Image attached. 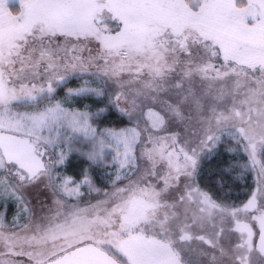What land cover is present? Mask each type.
Instances as JSON below:
<instances>
[{
	"label": "snow or ice",
	"instance_id": "snow-or-ice-1",
	"mask_svg": "<svg viewBox=\"0 0 264 264\" xmlns=\"http://www.w3.org/2000/svg\"><path fill=\"white\" fill-rule=\"evenodd\" d=\"M221 148L240 205L200 185ZM258 195L264 0H0V264H264Z\"/></svg>",
	"mask_w": 264,
	"mask_h": 264
},
{
	"label": "trees",
	"instance_id": "trees-1",
	"mask_svg": "<svg viewBox=\"0 0 264 264\" xmlns=\"http://www.w3.org/2000/svg\"><path fill=\"white\" fill-rule=\"evenodd\" d=\"M85 79H94L93 77H84ZM83 80L81 79H72L69 83L65 84L63 87H60L57 90L56 96L59 98L63 95V93L67 90L69 87H76L79 84H81ZM100 83H103V81L98 82L97 84H93V87L99 86ZM87 102V101H86ZM67 106V105H66ZM73 107H78V105L73 104ZM22 109V106L20 107ZM30 110V109H27ZM107 127H125V126H133L128 123L127 118L125 117L120 123L116 124H108L104 125ZM222 159H228V160H235L238 161L240 164H244L247 161V156L244 155L242 152H239L238 154H235L233 156H224L223 155V148H221V155L216 156L214 159H205V161L201 164L200 167V180L199 182L201 185L214 192L217 198H225L230 203H235L236 205H239L240 203L247 201L249 197L252 194L253 187L256 184V175L255 171L249 168H240L238 167L235 172H233V176L235 179L233 181H230L225 186V191L230 190V194H228L225 197V191H221L217 185H216V179L217 176L215 175L217 171V167L219 162ZM79 160L76 156H73L71 159V166L69 169L68 174H72L73 170H78L80 167ZM104 172H114L113 169H96V178L97 180L102 179V173ZM85 194H87V189H82ZM87 197V195L85 196ZM5 207L7 209L6 213V220L7 223L10 225L13 221L14 216H16L18 212L17 204L11 200L8 199L7 201L0 199V213L5 212ZM27 218L21 219L19 221V225L22 226L27 222Z\"/></svg>",
	"mask_w": 264,
	"mask_h": 264
},
{
	"label": "rangeland",
	"instance_id": "rangeland-1",
	"mask_svg": "<svg viewBox=\"0 0 264 264\" xmlns=\"http://www.w3.org/2000/svg\"><path fill=\"white\" fill-rule=\"evenodd\" d=\"M13 9L14 8H12V11H13ZM19 10V9H18ZM59 89V88H58ZM57 89V90H58ZM21 111H25V110H27V109H25L24 107H22V109H20ZM145 111H147L146 109H145ZM141 127H143V120H141ZM258 171H259V169L257 168L256 170H255V175H256V181H257V173H258ZM200 185H201V183H200ZM201 187H203L202 185H201ZM257 189V183L254 185V187H253V191L254 190H256ZM208 190V189H207ZM252 191V192H253ZM86 199H87V197H85ZM260 201H264V196H260V195H258V202H260ZM94 202V201H93ZM244 202H246V201H244ZM244 202H242V203H244ZM242 203H240V204H242ZM239 204V205H240ZM28 223V221L25 223V224H27ZM24 224V225H25ZM24 225H22V226H20V227H23ZM252 227H253V230H254V232L256 233V234H258V225H257V223L255 222V221H252ZM255 238H257V235H256V237ZM113 252H115V250L113 249ZM5 258H7V257H5ZM15 259H17L18 261H22L23 262V264H28V259H27V257H17V258H15Z\"/></svg>",
	"mask_w": 264,
	"mask_h": 264
},
{
	"label": "crops",
	"instance_id": "crops-1",
	"mask_svg": "<svg viewBox=\"0 0 264 264\" xmlns=\"http://www.w3.org/2000/svg\"><path fill=\"white\" fill-rule=\"evenodd\" d=\"M12 8H14L13 11H12ZM9 10L15 13L16 11H18V6L11 7Z\"/></svg>",
	"mask_w": 264,
	"mask_h": 264
},
{
	"label": "water",
	"instance_id": "water-1",
	"mask_svg": "<svg viewBox=\"0 0 264 264\" xmlns=\"http://www.w3.org/2000/svg\"><path fill=\"white\" fill-rule=\"evenodd\" d=\"M258 233H259V225H258ZM256 239H258V236H257V238Z\"/></svg>",
	"mask_w": 264,
	"mask_h": 264
}]
</instances>
